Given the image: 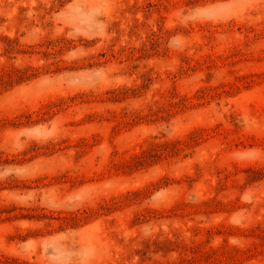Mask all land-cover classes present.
Returning <instances> with one entry per match:
<instances>
[{
    "label": "rangeland",
    "instance_id": "1",
    "mask_svg": "<svg viewBox=\"0 0 264 264\" xmlns=\"http://www.w3.org/2000/svg\"><path fill=\"white\" fill-rule=\"evenodd\" d=\"M0 264H264V0H0Z\"/></svg>",
    "mask_w": 264,
    "mask_h": 264
}]
</instances>
